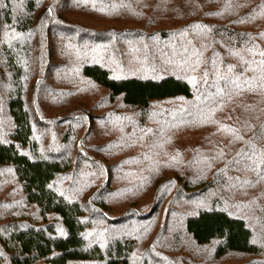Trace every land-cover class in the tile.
I'll list each match as a JSON object with an SVG mask.
<instances>
[{"label":"trees","instance_id":"trees-1","mask_svg":"<svg viewBox=\"0 0 264 264\" xmlns=\"http://www.w3.org/2000/svg\"><path fill=\"white\" fill-rule=\"evenodd\" d=\"M0 114V264H264V0H0Z\"/></svg>","mask_w":264,"mask_h":264},{"label":"rangeland","instance_id":"rangeland-1","mask_svg":"<svg viewBox=\"0 0 264 264\" xmlns=\"http://www.w3.org/2000/svg\"><path fill=\"white\" fill-rule=\"evenodd\" d=\"M101 93L102 92L99 91V93H97V95H95V97H97L98 95L100 96ZM74 100H75V97H72L65 104H69V103L73 102ZM76 117H77V115H75L73 118H76ZM60 120H62L61 117H59L55 121H52L51 123H44L43 127L49 126V129H51L52 135H56V136H58L57 138L62 139L64 137L63 136L64 134H62L63 127L68 122H65V121L61 122ZM40 121L49 122L51 120H49L48 118H41ZM75 122L77 123L78 119L76 121L72 122L71 125H73V124L75 125ZM7 128H8L7 119L5 116L0 114V135L1 136L4 134V132L6 131ZM75 131L77 132V137H76L77 141L76 142H79L81 140V138L83 137L84 133L86 132V128H84L82 130L76 129ZM44 142L49 143L46 141H44ZM13 182H14L13 178L11 177V174L8 170L5 169V170L0 171V220L5 219L9 215V213H11L13 201H15V203L17 201H19V199H18L19 194H18V191L15 188L16 186ZM176 197L179 198L180 195H176L175 193H172L171 197H170V203H172V201ZM167 202H168V196L161 197V199L159 200L156 215L162 214L163 205H164V203L166 204ZM93 229H94V227L92 228V230H90L88 232V237L93 234V231H94ZM175 231H176V234H174ZM148 234L153 235V236L156 235V237L162 236L164 238V241H165L164 247L166 248V250H158V251H154L152 253H149L148 256H150L151 261L154 263L158 262L161 264H168V263L176 262V260H175L176 257L166 256V255H169L170 250L175 249V247H177V241L179 240V237L181 235L180 231L178 229H175L173 231H169L166 228H163L162 232L156 231V230H150L148 232ZM189 262H190V260L189 261L186 260L184 262V264H189ZM195 264H199L198 260L195 261Z\"/></svg>","mask_w":264,"mask_h":264}]
</instances>
